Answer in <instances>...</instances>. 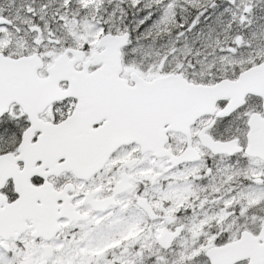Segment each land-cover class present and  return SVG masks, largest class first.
Returning <instances> with one entry per match:
<instances>
[{
    "label": "snow or ice",
    "instance_id": "obj_1",
    "mask_svg": "<svg viewBox=\"0 0 264 264\" xmlns=\"http://www.w3.org/2000/svg\"><path fill=\"white\" fill-rule=\"evenodd\" d=\"M0 264H264V0H0Z\"/></svg>",
    "mask_w": 264,
    "mask_h": 264
}]
</instances>
